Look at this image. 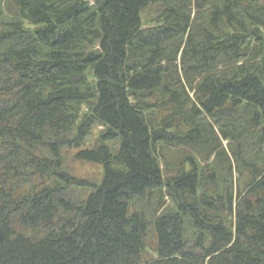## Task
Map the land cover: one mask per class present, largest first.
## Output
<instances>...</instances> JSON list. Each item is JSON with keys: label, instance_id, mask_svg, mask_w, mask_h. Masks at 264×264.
<instances>
[{"label": "trees", "instance_id": "trees-1", "mask_svg": "<svg viewBox=\"0 0 264 264\" xmlns=\"http://www.w3.org/2000/svg\"><path fill=\"white\" fill-rule=\"evenodd\" d=\"M0 264H264V0H0Z\"/></svg>", "mask_w": 264, "mask_h": 264}, {"label": "rangeland", "instance_id": "rangeland-1", "mask_svg": "<svg viewBox=\"0 0 264 264\" xmlns=\"http://www.w3.org/2000/svg\"><path fill=\"white\" fill-rule=\"evenodd\" d=\"M98 134L95 132L93 135V139L97 136ZM73 154V153H72ZM69 165L71 168L74 169V172L81 175V176H86V177H98L100 174V169L96 165L92 164H82V163H74L73 161H69Z\"/></svg>", "mask_w": 264, "mask_h": 264}]
</instances>
